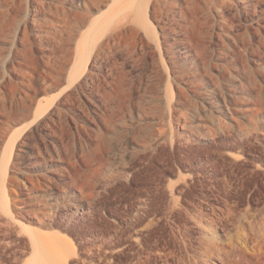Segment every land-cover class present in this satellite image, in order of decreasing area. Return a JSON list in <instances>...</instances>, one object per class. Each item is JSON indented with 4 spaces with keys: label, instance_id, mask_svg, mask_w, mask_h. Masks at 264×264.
Wrapping results in <instances>:
<instances>
[{
    "label": "rangeland",
    "instance_id": "374dc122",
    "mask_svg": "<svg viewBox=\"0 0 264 264\" xmlns=\"http://www.w3.org/2000/svg\"><path fill=\"white\" fill-rule=\"evenodd\" d=\"M121 3L0 0V192L52 203L66 264H264V0H151L157 41L101 30ZM220 88L230 113L193 109ZM9 228L0 264H23Z\"/></svg>",
    "mask_w": 264,
    "mask_h": 264
},
{
    "label": "bare ground",
    "instance_id": "6f19581e",
    "mask_svg": "<svg viewBox=\"0 0 264 264\" xmlns=\"http://www.w3.org/2000/svg\"><path fill=\"white\" fill-rule=\"evenodd\" d=\"M150 1L151 0H122V3H121L122 6L121 7L119 6L117 7L118 9L117 8L115 9L114 15H112L107 21L103 23L101 30H103L104 32V31H108L110 27L119 28L121 27L122 23L125 22V23H128L129 25L139 27L145 30V32L147 33V36L151 40L157 41L158 39L155 34V31L154 29H152L154 27H152V24L150 23L148 19L149 18L148 8L150 6L149 5ZM97 24H98L97 21L91 22V28L88 30V34H87L89 38L93 36L96 37V34L100 32ZM92 28L94 29H93V32L91 33ZM89 40L88 38L85 37L82 42L83 43L88 42L87 45H89L90 44ZM185 49H186V53H188V56L194 55V51L192 50V48H190V46L186 45ZM83 55L84 54L80 53V58H83ZM88 60L83 65L84 66L83 71H86ZM200 72H201L200 66L197 65V63L194 64L192 70L190 71L191 78L197 76ZM84 76L83 77L86 78V74ZM234 76H238V74H235ZM80 79H81V76L76 81H80ZM234 87L236 88V85ZM228 94H227V91H225L223 88H220L217 90L213 89V92L211 91L206 96H201V98L195 97V99L193 100V103L192 102L191 103L193 104V107H194L193 109H195L196 111L209 108L210 114H212V110L215 109L216 111L227 115L228 113H230L229 101L231 100L228 97ZM94 105H95V101H94ZM226 107H227V110L224 109ZM9 166H10V161H8L4 166L5 172L8 171ZM8 184H11L10 177L7 178L6 176L2 181V187H1L2 189L0 192V201L2 203V204L0 203L1 204L0 210L3 212L4 216L7 218V224L11 229L17 227L21 231H24V230L30 231V237H28L29 239L25 241L26 245L24 249L30 254V257L28 260L23 262V264H66L67 260L70 259L69 257H71V252H73L71 250L73 249L70 246L65 245L64 244L65 242L63 243L64 239L60 238V236L56 234L57 232H55L54 229L50 230L53 227L52 203L45 204V206L43 207L42 206H39V207L32 206L33 198H34L32 191L34 190L35 186L27 187V189L31 192H18V194L14 195L12 193L10 194L7 191L6 187L8 186ZM45 186L48 187L49 189L52 188L48 182L45 183ZM57 193L58 192L56 190L51 189L49 194L55 195ZM26 212L33 214V217H35L37 224H39L43 229H45V231L40 230L38 228L30 227V223H32V220H29V216L26 214ZM204 249L205 250L203 252L207 256L206 258H212V257L214 258V255L216 256L217 254L219 258H217L218 261H215L214 264H228L227 260L225 259L226 260L225 261L223 257L225 253H227L225 246L217 245L215 243H208L207 247ZM238 255L241 257L244 256L242 254V250L238 252ZM220 257L223 259H221ZM231 263L233 264V262Z\"/></svg>",
    "mask_w": 264,
    "mask_h": 264
}]
</instances>
